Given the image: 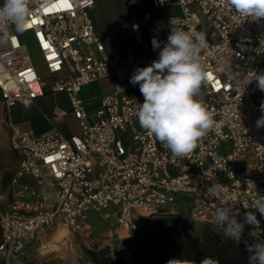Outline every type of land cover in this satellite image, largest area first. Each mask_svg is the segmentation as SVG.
Returning a JSON list of instances; mask_svg holds the SVG:
<instances>
[{
    "label": "built area",
    "instance_id": "obj_1",
    "mask_svg": "<svg viewBox=\"0 0 264 264\" xmlns=\"http://www.w3.org/2000/svg\"><path fill=\"white\" fill-rule=\"evenodd\" d=\"M3 3L0 0V6ZM152 4L176 6L180 13H145L133 23L138 49L121 51L104 43L91 17L94 0H31L26 30L10 29L13 39L0 47L4 109L28 106L47 88L66 93L70 108L55 106L49 116L52 125L41 132L21 130L6 119L10 146L20 163L12 182L27 175L37 188L24 185L12 192L0 215V264L28 246L41 247L58 225L84 231L89 215L106 209L117 219L115 239L124 242L140 220L180 199L190 201V222L217 226L218 207L234 205L243 213V204L251 206L258 195L264 196V127L256 123L264 115V92L255 81L246 87L236 83L238 71L249 80L264 71V62H257L264 55V19L239 15L227 0ZM171 19L185 31L205 32L208 41L201 52L208 79L197 99L212 113L214 124L184 157L173 156L140 127L137 103L144 98L139 85L129 83L135 69L158 58L160 49L154 50L152 41H167ZM25 35L35 43L41 68L31 59ZM102 78H113L114 89L102 95L91 112L80 91ZM69 112L77 120V134L65 135L55 124ZM209 187L214 188L212 194ZM256 214L261 230L251 232L246 225L245 231L255 243L264 242V217Z\"/></svg>",
    "mask_w": 264,
    "mask_h": 264
},
{
    "label": "clouds",
    "instance_id": "obj_2",
    "mask_svg": "<svg viewBox=\"0 0 264 264\" xmlns=\"http://www.w3.org/2000/svg\"><path fill=\"white\" fill-rule=\"evenodd\" d=\"M135 3V0H132ZM163 5L166 0H158ZM239 15L259 21L264 19V0H227ZM31 0H4L0 6V47H6L13 39L10 29L23 33L29 23ZM171 31L166 42L153 39V49H160L159 56L146 67H138L129 83L139 85L143 102L137 103L136 116L139 125L154 136L175 157L190 154L198 142L213 126L212 113L197 96L201 85L206 83L208 73L201 56L208 47L206 33L185 31L176 27L171 19ZM163 43V47L161 44ZM252 81L264 92V71L255 73L254 79L237 73V86L246 87ZM122 90V89H121ZM264 112V102L260 105ZM257 127H264V115L257 120ZM248 183H252L249 181ZM213 187L207 192L212 194ZM243 213L234 205L218 207L214 220L224 236L237 245L243 244L249 253V264H264V242L249 243L245 237V226L252 231L261 230L257 212L264 217V196H257L251 206L243 204ZM166 264H196L191 260L169 259ZM199 264H219L217 260L204 257Z\"/></svg>",
    "mask_w": 264,
    "mask_h": 264
},
{
    "label": "rangeland",
    "instance_id": "obj_3",
    "mask_svg": "<svg viewBox=\"0 0 264 264\" xmlns=\"http://www.w3.org/2000/svg\"><path fill=\"white\" fill-rule=\"evenodd\" d=\"M112 11L115 15L114 32L110 33L111 39L123 43L125 37L129 38V23L134 14L139 13L142 9L152 12L153 15H167L169 13L179 14L180 9L176 6L165 7L157 10L149 8L147 0H138L134 5H128L127 0H110ZM152 3V1H151ZM99 4H97L98 6ZM109 38V39H110ZM25 41L30 51V56L37 68L42 67L41 57L36 49L33 39L25 35ZM257 62H264V55L257 59ZM61 74H56L59 77ZM110 83L108 81H100L99 83L92 82L83 87V97L85 102L91 106H95L102 94L108 92ZM63 106L67 107V99L63 98L59 101ZM54 101L52 99V106ZM66 123L71 131H78L77 120L72 115L66 116ZM90 175V173H88ZM190 207V201L180 199L175 203L168 204L163 213H176L185 215ZM103 213H108L104 217ZM103 213H92L89 219L86 220L85 230L80 232L69 231L67 228L58 225L49 234L44 244L40 247L37 243L33 246L26 247L22 254L17 256H9L6 264H23L29 261L33 264H93L86 250L92 249L95 245L100 249L103 247H110V255L114 260L121 257L130 261L132 246L131 240L133 236L122 242L119 246L114 242L112 237L114 233L113 227H116V217L111 213L110 209L103 210ZM160 213L155 216H149L139 221V227L144 228L150 222L158 219ZM204 225L200 223L191 222L189 226L190 233L195 236L201 234ZM216 228L221 229L218 226ZM222 230V229H221ZM113 231V232H112ZM68 236L63 237L64 234ZM112 233V235H111ZM246 234V231L244 232ZM118 249H115L117 248Z\"/></svg>",
    "mask_w": 264,
    "mask_h": 264
},
{
    "label": "crops",
    "instance_id": "obj_4",
    "mask_svg": "<svg viewBox=\"0 0 264 264\" xmlns=\"http://www.w3.org/2000/svg\"><path fill=\"white\" fill-rule=\"evenodd\" d=\"M147 1L149 2L150 9L151 8H153V10L161 9V8H154L153 4L151 3L152 0H147ZM137 2L138 0H135V3H133L132 0H127L128 5H134ZM97 4L99 5L97 6ZM145 13H149L153 15L152 12H148L142 9L139 13H136L132 16L131 22L128 24L130 28L128 35L129 38L125 37V41H123V43H120L119 41L116 40L113 41V39L109 37L110 33H113L115 31L113 27H114V22L116 21L115 15L112 11L110 0H94V6L91 10V17L94 22L96 31L101 37V39L104 41V43L106 45L109 42L113 43L121 51H123L127 47L138 49L139 45L136 41L132 24L135 22H140L142 16ZM140 31L142 33V36H144L145 35L144 27L141 24H140ZM103 80L108 81L110 83V88L108 92L104 94L112 92L114 89L115 80L113 78H102L95 82L99 83L100 81ZM45 90L46 93L43 96L36 98L32 104L28 106H24L22 104H14L9 107L8 111L4 109L0 95V215L3 212H5V210L7 209L8 202L12 197V192L18 191L24 185H27L32 189L37 188V184L35 180L27 175L18 178L17 182L15 183L12 182L17 170L19 169L20 163H19L18 155L13 151V149L10 146V128L7 124L6 119H9L12 122H14L15 125L21 130H32L35 132H41L46 128H48L50 125H52V119H50L49 116L51 115L52 110L55 106H59L66 110H69L70 108L69 100L66 93L64 92L50 93L49 88ZM80 97L84 100L83 88L80 91ZM63 98L67 99L68 102L67 107L63 106L59 102ZM100 98L95 106L89 105V103L85 102L84 100L86 104V108L92 112L95 108L99 106ZM52 99L54 101L53 106H52ZM67 115H72V114L69 112ZM67 115H65L63 119L55 121L56 126L65 135L77 134L79 132V127H78V131L76 132L75 131L73 132L71 131V129L68 128L66 123ZM103 214L104 217L108 216V213H103ZM116 223H117V219L115 221V225ZM113 229H115V227H113ZM112 237L114 239V242L117 243L118 246L122 243L115 239L114 234L112 235ZM115 249H118V247Z\"/></svg>",
    "mask_w": 264,
    "mask_h": 264
},
{
    "label": "trees",
    "instance_id": "obj_5",
    "mask_svg": "<svg viewBox=\"0 0 264 264\" xmlns=\"http://www.w3.org/2000/svg\"><path fill=\"white\" fill-rule=\"evenodd\" d=\"M187 213L162 212L158 219L134 231L130 261L121 257L113 261L108 247L99 249L95 245L85 252L93 264H166L171 258L199 264L204 257L219 264H249V253L243 244L234 243L221 229L204 225L199 236L192 235ZM244 235L249 243H255L252 237Z\"/></svg>",
    "mask_w": 264,
    "mask_h": 264
},
{
    "label": "bare ground",
    "instance_id": "obj_6",
    "mask_svg": "<svg viewBox=\"0 0 264 264\" xmlns=\"http://www.w3.org/2000/svg\"><path fill=\"white\" fill-rule=\"evenodd\" d=\"M66 236H68V234L65 233V234L62 236V238H63V237H66Z\"/></svg>",
    "mask_w": 264,
    "mask_h": 264
}]
</instances>
